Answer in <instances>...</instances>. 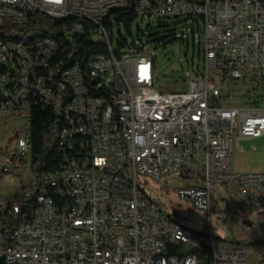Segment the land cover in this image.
<instances>
[{"label": "built area", "instance_id": "built-area-1", "mask_svg": "<svg viewBox=\"0 0 264 264\" xmlns=\"http://www.w3.org/2000/svg\"><path fill=\"white\" fill-rule=\"evenodd\" d=\"M128 4L0 0V23L22 24L27 9L79 21L60 29L69 46L59 39L0 41V118L26 119L0 156V182H9L29 156L24 134L32 104L49 109V102L58 103L50 130L59 157L49 172H33L29 162L27 179L17 187L20 202L13 200L18 189L0 193V256L5 264H264L244 246L219 244L180 225L137 185L139 174L156 180L197 175L203 185L176 193L206 217L212 184H223L244 209L264 205V169L238 174L231 167L234 142L264 136V0H135L140 19H201L203 70L182 92L155 87V55L148 49L114 52L113 28L105 22L112 20L109 5L121 11ZM84 35L94 51L81 43ZM54 51L75 55L76 64L54 66V90H47L45 64ZM70 131H77L76 140H68ZM32 189L40 196L28 203Z\"/></svg>", "mask_w": 264, "mask_h": 264}, {"label": "rangeland", "instance_id": "rangeland-1", "mask_svg": "<svg viewBox=\"0 0 264 264\" xmlns=\"http://www.w3.org/2000/svg\"><path fill=\"white\" fill-rule=\"evenodd\" d=\"M149 21H152L151 26L156 24V20L148 19L133 22L130 27L131 34H128L123 27H117L113 31V39L122 38L128 44L142 43L149 54L152 52L155 55L154 85L157 89L166 92L188 91L192 88L193 78L203 70V52L200 47L202 22H198L200 27L198 28L190 19H167L168 29L173 34L172 39L164 44L155 45L148 41L147 35L141 39L137 36V24L142 29H146ZM25 123L26 119L22 117L0 118V156L12 148ZM239 147H242V150ZM6 160L9 161V158ZM28 167L27 157L25 165L22 164L13 169L9 182H0V193L13 194L18 189V185L27 179ZM231 167L232 171L238 174L262 171L264 169V136L243 139L237 144L234 142ZM189 180L203 185L201 177L194 174H187L186 178L178 174L161 175L159 180L139 174L137 185L148 197L162 203L180 225L197 232L211 234L215 240H228L243 246H248L254 240H264V205L244 209L234 194L223 184H212L211 211L206 217L204 211L177 196V188ZM259 249L258 257L264 258V246Z\"/></svg>", "mask_w": 264, "mask_h": 264}, {"label": "trees", "instance_id": "trees-1", "mask_svg": "<svg viewBox=\"0 0 264 264\" xmlns=\"http://www.w3.org/2000/svg\"><path fill=\"white\" fill-rule=\"evenodd\" d=\"M134 3L135 0H129V4L126 9L118 11H111L112 15L110 18L112 20L106 19V25L109 29L113 28V31L117 27H123L128 34H131L130 27L133 22H140L142 19L137 18L134 12ZM139 19V21H137ZM167 19L171 18H161L155 19V25L151 26V22L146 25V29H142L139 24H137V36L141 39L144 35H147L148 41L154 43L155 45L164 44L168 41H171L173 34L168 29ZM179 19V18H178ZM183 19H190L192 24H195L198 28V22L201 21L199 17H189ZM72 22H79L72 18L66 19H56L53 20L50 17L36 12L31 13L28 17V20L19 23H11L3 21L0 23V39L4 41H13L21 42L23 44L31 45L38 43V41H44V39H59L62 46H69V35L65 31L60 30L61 27L65 26L70 28ZM202 22V21H201ZM114 35V32H113ZM81 43L83 46L90 48L93 46L92 51H94L95 45L87 35H84ZM86 48V49H88ZM112 48L117 55L121 53H140L143 51L144 45L136 44L132 42L128 44L125 39L114 40L112 38ZM102 51L105 50V47L101 46ZM79 52L78 56L81 57V60L84 58L82 50ZM77 56V58H78ZM73 63H76L75 55H66L65 51H54V56L51 57V63L45 64V88L49 86L54 87V66H60V68H69ZM153 68L156 71V62L153 61ZM58 116L49 109L41 108L40 104H32L31 118L29 120V132H30V152H29V162L31 165V170L33 172H49L53 171L58 167L59 157L57 150L54 147V138L50 130L51 121H57ZM14 194L13 200L20 202L19 200V190ZM35 197H28V203H34ZM196 234L200 237H207V233L197 232ZM219 244H224L227 246L231 245H240L238 243L233 244L228 240H215ZM204 251L207 252V244L202 242ZM264 246V240L258 241L254 240L248 246H244L247 251L256 257H258L260 252L259 248ZM256 253V254H254ZM262 258V257H261Z\"/></svg>", "mask_w": 264, "mask_h": 264}, {"label": "bare ground", "instance_id": "bare-ground-1", "mask_svg": "<svg viewBox=\"0 0 264 264\" xmlns=\"http://www.w3.org/2000/svg\"><path fill=\"white\" fill-rule=\"evenodd\" d=\"M114 10H118V5H109V12L114 11ZM33 12H34V9L25 10V20H22V23L27 21L29 15L31 13H33ZM3 21H7V22H11V23H19V20H15V19H5ZM0 41L3 42V43H6V44L27 45V44H23L21 42L4 41V40H1V39H0ZM73 64H76V63H73ZM72 65L69 68H71ZM45 89L54 90V87L53 86H49V87H47ZM49 107L58 116V103L57 102H49ZM61 107H69V100H61ZM76 139H77V131L68 132V140H76ZM24 143H30L29 128H27V130H25ZM30 196H34L35 200H38V196H40V189H32V191H29L28 197H30ZM34 203H35V201H34Z\"/></svg>", "mask_w": 264, "mask_h": 264}, {"label": "crops", "instance_id": "crops-1", "mask_svg": "<svg viewBox=\"0 0 264 264\" xmlns=\"http://www.w3.org/2000/svg\"><path fill=\"white\" fill-rule=\"evenodd\" d=\"M180 175V177L182 178H186L187 177V174H178ZM188 185H197V186H201V185H198L196 184L193 180H189V181H186L184 184L180 185L179 187H182V186H188ZM190 202V201H189ZM170 216L172 217V215L170 214ZM173 219V217H172ZM174 220V219H173ZM175 221V220H174Z\"/></svg>", "mask_w": 264, "mask_h": 264}, {"label": "water", "instance_id": "water-1", "mask_svg": "<svg viewBox=\"0 0 264 264\" xmlns=\"http://www.w3.org/2000/svg\"><path fill=\"white\" fill-rule=\"evenodd\" d=\"M0 264H5L4 257L0 256Z\"/></svg>", "mask_w": 264, "mask_h": 264}]
</instances>
